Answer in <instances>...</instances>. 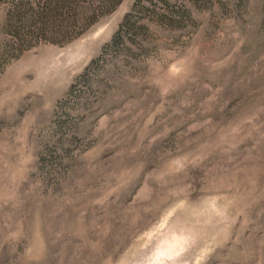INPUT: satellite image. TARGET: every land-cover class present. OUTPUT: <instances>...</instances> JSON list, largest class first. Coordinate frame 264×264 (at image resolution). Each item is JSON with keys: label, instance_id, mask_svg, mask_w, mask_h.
Returning a JSON list of instances; mask_svg holds the SVG:
<instances>
[{"label": "rangeland", "instance_id": "rangeland-1", "mask_svg": "<svg viewBox=\"0 0 264 264\" xmlns=\"http://www.w3.org/2000/svg\"><path fill=\"white\" fill-rule=\"evenodd\" d=\"M0 264H264V0H0Z\"/></svg>", "mask_w": 264, "mask_h": 264}]
</instances>
